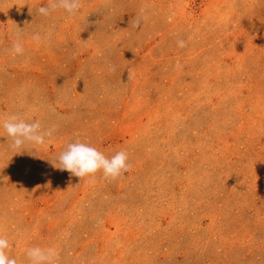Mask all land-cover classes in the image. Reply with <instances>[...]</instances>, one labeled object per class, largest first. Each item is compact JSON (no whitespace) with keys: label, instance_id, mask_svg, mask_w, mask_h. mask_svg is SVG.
<instances>
[{"label":"rangeland","instance_id":"1","mask_svg":"<svg viewBox=\"0 0 264 264\" xmlns=\"http://www.w3.org/2000/svg\"><path fill=\"white\" fill-rule=\"evenodd\" d=\"M49 3L0 0V120L54 128L44 145L16 150L0 129L6 254L17 264L37 246L55 247L57 264H264V0L36 11ZM17 33L23 55L11 51ZM76 140L108 158L125 151L128 171L80 179L55 168Z\"/></svg>","mask_w":264,"mask_h":264},{"label":"clouds","instance_id":"2","mask_svg":"<svg viewBox=\"0 0 264 264\" xmlns=\"http://www.w3.org/2000/svg\"><path fill=\"white\" fill-rule=\"evenodd\" d=\"M81 6V0H50L47 7L40 6L36 11L43 16H49L52 12L62 9L69 15H75ZM138 25L139 21H137ZM20 40L21 36L17 33L11 48V51L17 55H23L25 51ZM33 40L40 41L41 36L35 34ZM177 46L184 48L186 42L179 40ZM176 67H180L179 62ZM0 129H3L6 137L10 140L9 147L12 150L27 149L26 145L42 146L45 144L46 138H51L54 132V128H43L38 120L27 122L17 115H10L0 120ZM51 163L60 171H67L71 176L80 179L94 178L98 172H101L104 179L114 180L127 172L130 167L125 151H118L108 158L97 148L80 140L67 143L59 155L51 160ZM89 182H94V180L90 179ZM8 248L9 240L0 235V264H17L15 258H10L6 254ZM26 256L29 264H57L59 252L55 247L41 248L37 246L26 249Z\"/></svg>","mask_w":264,"mask_h":264}]
</instances>
